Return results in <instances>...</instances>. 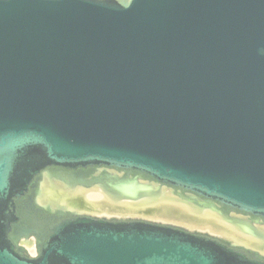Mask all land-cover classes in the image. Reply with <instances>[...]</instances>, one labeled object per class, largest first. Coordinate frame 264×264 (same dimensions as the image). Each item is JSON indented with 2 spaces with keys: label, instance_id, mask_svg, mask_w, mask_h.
Wrapping results in <instances>:
<instances>
[{
  "label": "water",
  "instance_id": "obj_1",
  "mask_svg": "<svg viewBox=\"0 0 264 264\" xmlns=\"http://www.w3.org/2000/svg\"><path fill=\"white\" fill-rule=\"evenodd\" d=\"M48 164L132 168L264 217V0H0V264H264L175 226L89 217L25 257L8 209Z\"/></svg>",
  "mask_w": 264,
  "mask_h": 264
},
{
  "label": "flooded vegetation",
  "instance_id": "obj_2",
  "mask_svg": "<svg viewBox=\"0 0 264 264\" xmlns=\"http://www.w3.org/2000/svg\"><path fill=\"white\" fill-rule=\"evenodd\" d=\"M45 178L67 189H90L95 186L103 190L104 188L101 186L103 183L117 184L118 187L126 186L134 188V190H136L135 193L143 196L148 195L157 197L161 189L165 188L167 191H170L171 197L185 201L199 210L207 209L213 211L223 219L224 222L237 226L242 232L255 238L264 239V217L231 207L189 189L160 182L138 170L107 164H48L33 176L22 194L12 198L8 209L10 216L8 238L11 243H13L15 249L18 250L19 248L20 254L25 257L35 258L37 256L38 241L44 244L50 235L52 226L59 223V221L68 218L89 217L108 221L145 220L171 225L198 235L214 238L229 247H234L235 249L245 252L252 258L264 260V254L258 249L235 244L225 237L205 231L190 230L180 225L148 220L136 216L100 215L85 211H75L68 208H53L42 205L38 202L37 197L41 183ZM103 191L114 198L112 193L105 190ZM14 238H16L17 241H14ZM32 249L34 252H32Z\"/></svg>",
  "mask_w": 264,
  "mask_h": 264
},
{
  "label": "bare ground",
  "instance_id": "obj_3",
  "mask_svg": "<svg viewBox=\"0 0 264 264\" xmlns=\"http://www.w3.org/2000/svg\"><path fill=\"white\" fill-rule=\"evenodd\" d=\"M38 202L53 208L62 207L100 215L136 216L176 224L190 230L225 237L235 244L258 249L264 254V239L242 232L237 226L224 222L213 211L199 210L190 204L180 203L178 199L171 197L170 191L165 188L161 189L157 197L117 200L110 195H104L99 187L68 190L45 178L41 183Z\"/></svg>",
  "mask_w": 264,
  "mask_h": 264
},
{
  "label": "rangeland",
  "instance_id": "obj_4",
  "mask_svg": "<svg viewBox=\"0 0 264 264\" xmlns=\"http://www.w3.org/2000/svg\"><path fill=\"white\" fill-rule=\"evenodd\" d=\"M32 251H33V249H32Z\"/></svg>",
  "mask_w": 264,
  "mask_h": 264
}]
</instances>
